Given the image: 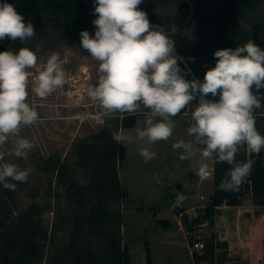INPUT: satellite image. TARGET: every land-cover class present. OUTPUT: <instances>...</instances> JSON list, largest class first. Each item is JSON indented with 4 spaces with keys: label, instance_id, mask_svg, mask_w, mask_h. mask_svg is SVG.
<instances>
[{
    "label": "rangeland",
    "instance_id": "1",
    "mask_svg": "<svg viewBox=\"0 0 264 264\" xmlns=\"http://www.w3.org/2000/svg\"><path fill=\"white\" fill-rule=\"evenodd\" d=\"M70 1L75 8L79 32L87 30L90 36H94L95 0ZM2 2L5 0H0ZM226 3L227 0H142L138 9L147 14L150 22L166 27L180 54L195 56L189 64L204 79L206 71L216 64L214 52L218 50V44L214 32L219 30ZM241 11V23L251 30L252 42L264 50V1L256 8L242 6ZM23 22L26 25L30 22L36 32L24 42V46L35 52L38 58L37 69H29L33 75L29 77L27 102L36 107L39 116L47 118L20 130V136L34 145L27 153V159L13 155L15 137H9L6 144L0 145V163H14L29 171L28 180L17 183L14 191L0 185V233L15 228L11 221L16 222L23 210L35 203L38 208L34 218L46 235L38 244L40 257L33 264H71L69 244L75 231L73 214L84 210L78 209L77 197H72L69 190L70 184L72 181L87 184L92 178L93 166L79 157V150L87 144L85 142L92 141L93 134L105 129L126 138L121 141L126 148V157L119 172L129 195L124 200H112L110 205L123 216L121 238L129 245L132 263L148 264V242L154 264H194L189 248L191 239L179 224L181 216L175 208V189H181L180 185L183 187L189 181L194 190L187 191L183 204L185 207L196 205L200 213L211 203V178L214 183V177L201 179L195 174L204 146L196 144L194 137L188 134V128L194 123L191 115L173 117L176 126L171 137L152 145L137 139V129L145 127L146 109L141 112L143 114L139 113L136 125L118 129L125 114L106 112L87 96V87L96 83L99 62L91 59L90 53L81 47V38L74 34L68 20L62 17L55 21L46 12L36 11L27 15ZM5 46L4 39L0 41V52ZM52 52L60 55L66 83L47 99L40 100L31 92V84ZM207 99H212L211 94ZM198 102L199 97L191 106L195 107ZM255 113L264 116V106ZM180 140L193 142L190 160L178 159L180 153L172 145ZM142 146L155 152V158L145 162L139 155ZM240 150L250 152L246 147ZM205 162L210 164L212 161ZM60 164L66 167L62 175L57 170ZM201 194L204 198L199 197ZM251 197L252 193L248 191L240 203L251 204ZM219 218V215L215 216L205 221L206 224L197 226L196 238L204 240L213 233L220 236ZM108 239L109 232L93 236L86 231L80 237L95 250H100ZM222 259L218 256L219 263L223 262ZM261 260L256 264H261Z\"/></svg>",
    "mask_w": 264,
    "mask_h": 264
},
{
    "label": "clouds",
    "instance_id": "2",
    "mask_svg": "<svg viewBox=\"0 0 264 264\" xmlns=\"http://www.w3.org/2000/svg\"><path fill=\"white\" fill-rule=\"evenodd\" d=\"M142 0H95L97 18L94 36L87 30L80 32L81 47L90 58L99 62L94 85L87 87L91 102L106 112L135 115L143 110L145 127L137 129V139L148 145L167 141L175 128L173 117L187 115L191 109L194 123L188 134L195 143L203 145L201 163L195 170L199 177L209 175V164L230 165L225 178L218 185L222 191H237L249 177L255 161H238L241 148L257 156L264 149V135L256 128L254 111L264 100V50L251 40L235 50L214 52L215 67L204 75L203 82L191 81L181 74L173 55L174 41L160 26L150 24L147 14L138 9ZM36 34L33 25L23 22L15 5L0 3V41L5 38L26 42ZM37 55L26 47L17 53L0 52V145L15 137L13 155L27 159L34 147L20 136L24 126L35 125L40 119L34 105L27 102L29 69H37ZM66 83L60 55L52 52L31 84V92L40 100L47 99ZM211 94L212 99L206 97ZM199 97L195 107L191 104ZM156 118H160L156 120ZM119 143L126 138L113 133ZM180 161L193 156V142L173 143ZM145 162L156 153L140 147ZM29 171L14 163H0V185L14 191L17 183L28 180Z\"/></svg>",
    "mask_w": 264,
    "mask_h": 264
},
{
    "label": "trees",
    "instance_id": "3",
    "mask_svg": "<svg viewBox=\"0 0 264 264\" xmlns=\"http://www.w3.org/2000/svg\"><path fill=\"white\" fill-rule=\"evenodd\" d=\"M263 1L227 0L219 30L214 32L218 50L226 48L235 50L249 40L252 41L251 30L241 23V8L242 6L256 8ZM8 2L15 5L16 11L23 17V20L27 15L36 11L46 12L55 21H60L63 17L72 25L74 34L80 37L75 8L70 0H8ZM5 41L6 46L3 51L15 52L25 47L24 42L19 40L13 42L5 38ZM262 94H264V90H262ZM261 103L264 106V100ZM138 115L139 113L125 114L118 129L136 125ZM254 116L258 132L264 135V116L257 113H254ZM92 138L91 142H85L87 144L80 148L79 157L92 164L94 174L87 184H78L72 181L69 188L71 196L77 197L78 209L84 210L83 213H80L79 210L73 214L75 231L70 237L69 244L71 264H133L129 245L121 238L120 227L123 216L110 205L112 200L117 198L124 200L129 195L123 186L119 172L120 164L126 157V148L122 142L117 143L113 139V134L105 129L93 134ZM236 159L238 161H255L247 181L242 184L239 190L222 191L218 188L231 166L227 163H214V192L211 203L205 205L204 210L192 219L187 214H182L181 221L191 239V246L198 239L196 238V227L213 219L219 212V205L225 200L228 204H239L240 199L248 191H251L253 202L264 209V150L262 149L258 156L251 152L248 153L246 150H240ZM57 170L62 175L66 167L64 164H60ZM190 175H193V172ZM180 187L184 188L181 185ZM37 208L38 205L33 203L23 210L16 222L11 221L12 224H15V228L0 233V264H33L36 258L40 257L38 244L46 233L34 218ZM86 231L93 236H103L109 232V239L104 246L100 247V250H95L91 244L80 240L81 235ZM189 232L193 234H189ZM203 241V249H192L196 264H219L218 256L222 257V260L227 258L228 242L221 239L218 234L213 233ZM146 259L148 264H152L148 242H146ZM261 264H264V260Z\"/></svg>",
    "mask_w": 264,
    "mask_h": 264
},
{
    "label": "crops",
    "instance_id": "4",
    "mask_svg": "<svg viewBox=\"0 0 264 264\" xmlns=\"http://www.w3.org/2000/svg\"><path fill=\"white\" fill-rule=\"evenodd\" d=\"M213 164L211 162L209 168H213ZM186 182L189 183V187L193 191L194 186L189 181ZM211 182L213 185V194L214 183L212 178ZM251 200V204L242 201L239 204H228L224 202L219 205V212L216 216L219 215L220 217V238L228 242L227 258L219 264H256L259 263L260 259L264 260V209L262 206L256 205L252 197ZM179 224L185 231L181 218H179ZM189 248L194 261L191 244H189ZM151 257L152 264H154V258L153 256ZM194 264H196L195 261Z\"/></svg>",
    "mask_w": 264,
    "mask_h": 264
},
{
    "label": "built area",
    "instance_id": "5",
    "mask_svg": "<svg viewBox=\"0 0 264 264\" xmlns=\"http://www.w3.org/2000/svg\"><path fill=\"white\" fill-rule=\"evenodd\" d=\"M150 22V21H149ZM151 25L153 26H160L164 29L165 33L168 35V31L166 29V27L164 25H160L158 23H153L150 22ZM170 39H172L174 41V39L172 37L169 36ZM173 55H176L178 57H182L183 59H178L177 63L178 66L181 69V74L185 75V78L189 81H191L192 79H196L200 82H203V79L200 78L197 73L195 72L194 67H192V65L189 64V61H194L195 56L194 55H184V54H180L177 50V47L175 45V41H174V53ZM51 105H54L51 104ZM63 105L67 106L69 105V103H63ZM184 110H182L183 113ZM256 111V110H255ZM254 111V113H255ZM188 114L187 115H183L188 117L189 115H191V110L188 109L187 110ZM181 113V115H182ZM40 120L47 118L46 116H39ZM214 172H213V168L210 167L209 168V175L207 177H203V178H208V177H213ZM202 179V177H200ZM247 181V180H246ZM176 195H177V200L175 202V208L178 209L180 211V216H182L183 213L187 214V216L192 219L193 217L198 215V211H197V207L196 205L191 206V207H185L183 202L184 200L187 198V191L183 188L176 190ZM201 198H204L203 195L200 196ZM206 224V222L201 223L199 226H202ZM189 234H193L191 232H189ZM204 248V241L202 239H196L192 245V249H203Z\"/></svg>",
    "mask_w": 264,
    "mask_h": 264
},
{
    "label": "water",
    "instance_id": "6",
    "mask_svg": "<svg viewBox=\"0 0 264 264\" xmlns=\"http://www.w3.org/2000/svg\"><path fill=\"white\" fill-rule=\"evenodd\" d=\"M183 187H184V189L186 191H192V188L189 187V183L188 182H185Z\"/></svg>",
    "mask_w": 264,
    "mask_h": 264
}]
</instances>
